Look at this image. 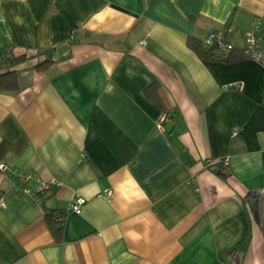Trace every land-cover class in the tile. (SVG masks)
<instances>
[{
	"label": "crops",
	"instance_id": "crops-1",
	"mask_svg": "<svg viewBox=\"0 0 264 264\" xmlns=\"http://www.w3.org/2000/svg\"><path fill=\"white\" fill-rule=\"evenodd\" d=\"M256 18L264 49V0H0V264H264Z\"/></svg>",
	"mask_w": 264,
	"mask_h": 264
},
{
	"label": "built area",
	"instance_id": "built-area-1",
	"mask_svg": "<svg viewBox=\"0 0 264 264\" xmlns=\"http://www.w3.org/2000/svg\"><path fill=\"white\" fill-rule=\"evenodd\" d=\"M259 19H255V27L251 30H248L245 32L244 35V44L241 47V50L250 58H253L255 60L264 62V49H262L257 40V25L259 23ZM203 42L205 46L208 47H216L220 49H231L234 47V45L228 41H225L224 38L216 31L210 30L205 35ZM167 118V113L163 111L161 115L158 118L157 126L158 128L162 127V122ZM239 130V127L237 125L233 126L232 128V134H236ZM229 157L225 156L220 159H214L210 163H220V164H228ZM215 165V164H214ZM0 171H10V168L3 162H0ZM14 171V170H13ZM18 175V177L22 180H27L30 178L31 173L28 171H16L14 172ZM53 183H55V180H43L40 182V190L48 189ZM23 191L30 192V190L24 186L22 187ZM34 196L36 193H33ZM98 195L104 197L106 200H111L112 196V189L110 187L104 188L102 192H100ZM86 198L83 196H77L74 197L68 204L67 210L68 211H74V212H80L82 205L85 203ZM6 206L2 195H0V208H4Z\"/></svg>",
	"mask_w": 264,
	"mask_h": 264
},
{
	"label": "trees",
	"instance_id": "trees-1",
	"mask_svg": "<svg viewBox=\"0 0 264 264\" xmlns=\"http://www.w3.org/2000/svg\"><path fill=\"white\" fill-rule=\"evenodd\" d=\"M196 42L193 40H189V45L198 50V52L200 54H204L205 51L201 48L200 44H195ZM208 49H211L214 51V49L216 47L212 46V47H208L206 46ZM242 54L246 57H248L242 50H241ZM222 59H227L228 57H224V55L222 54V56H219ZM22 59V57H16L11 59V62H14L16 60H20ZM44 65V63H38L37 66L38 67H42ZM16 83V78H15V71L14 70H6L3 72H0V89H7V88H13V85ZM165 111V109L163 110ZM218 165L220 167H222V164L220 163H212V165ZM221 169V168H220ZM219 173L221 175H223L222 171L220 170ZM254 213L256 214V207L253 208ZM65 211L64 210H51V211H47L46 212V219L48 222V225L51 227L53 233L58 236L60 231L62 230V226H63V221H64V217H65ZM257 215V214H256ZM235 263L236 264H240V259L235 258Z\"/></svg>",
	"mask_w": 264,
	"mask_h": 264
},
{
	"label": "water",
	"instance_id": "water-1",
	"mask_svg": "<svg viewBox=\"0 0 264 264\" xmlns=\"http://www.w3.org/2000/svg\"><path fill=\"white\" fill-rule=\"evenodd\" d=\"M211 169L215 170V171H219L220 168L217 165H212ZM250 202H251L252 207L254 208L255 207V198L254 197L250 198Z\"/></svg>",
	"mask_w": 264,
	"mask_h": 264
}]
</instances>
